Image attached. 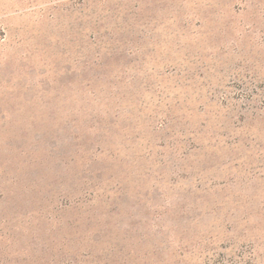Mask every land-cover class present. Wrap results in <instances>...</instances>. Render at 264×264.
Masks as SVG:
<instances>
[{
  "label": "rangeland",
  "instance_id": "rangeland-1",
  "mask_svg": "<svg viewBox=\"0 0 264 264\" xmlns=\"http://www.w3.org/2000/svg\"><path fill=\"white\" fill-rule=\"evenodd\" d=\"M0 264H264V0H0Z\"/></svg>",
  "mask_w": 264,
  "mask_h": 264
}]
</instances>
